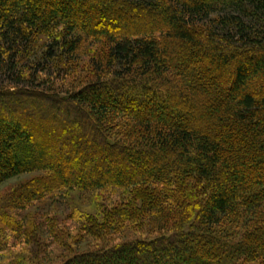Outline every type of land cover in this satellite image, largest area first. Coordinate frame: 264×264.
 <instances>
[{
  "label": "trees",
  "instance_id": "trees-1",
  "mask_svg": "<svg viewBox=\"0 0 264 264\" xmlns=\"http://www.w3.org/2000/svg\"><path fill=\"white\" fill-rule=\"evenodd\" d=\"M32 174L5 264H264V0H0V185Z\"/></svg>",
  "mask_w": 264,
  "mask_h": 264
},
{
  "label": "rangeland",
  "instance_id": "rangeland-1",
  "mask_svg": "<svg viewBox=\"0 0 264 264\" xmlns=\"http://www.w3.org/2000/svg\"><path fill=\"white\" fill-rule=\"evenodd\" d=\"M44 41H45V38L44 37H40L39 38V42H38V46H40L42 44V42H44ZM101 44H102V41L101 42L93 41V42H91L89 48L91 50H102L104 48L101 47ZM84 60H86V58H84ZM84 63H85V61H83L81 63H77V65H78L79 68H82V67L84 68ZM36 175H39V174H35V175H33V174L32 175H22V176L15 177L13 179H10V180L2 183L0 185V208H1V206H3V203L5 201V197H6L7 193L10 192V190L12 188H14L15 186H17L18 184H22V183H25V182L29 181L31 178L35 177ZM53 202L54 201L47 200V202H43L42 204H40L39 205L40 206L39 208L42 209V210H46L47 209L46 206H50L52 209H54V207H57V206H55L54 204H52ZM51 204H52V206H51ZM59 208L60 209H63L62 206H60ZM32 212H34V209H33ZM25 214H27V212ZM1 216L2 217H5L6 216L5 210H1L0 209V220L2 219ZM6 262H9V261L5 260V257L4 256L0 255V264H5Z\"/></svg>",
  "mask_w": 264,
  "mask_h": 264
}]
</instances>
